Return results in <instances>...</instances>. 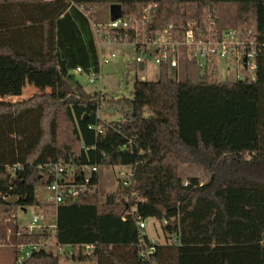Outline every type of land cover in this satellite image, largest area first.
<instances>
[{
	"label": "trees",
	"instance_id": "trees-1",
	"mask_svg": "<svg viewBox=\"0 0 264 264\" xmlns=\"http://www.w3.org/2000/svg\"><path fill=\"white\" fill-rule=\"evenodd\" d=\"M112 4L121 5L124 16L155 6L149 31L179 26L190 11L202 19L220 4L234 5V27L255 32V80H199L190 61L179 80L162 64L157 80L137 79L132 97L116 100L129 106L120 120L101 119L106 93L87 91L75 70L100 73L89 12ZM1 58L49 72L51 90L0 103V221L15 206L47 210L36 189L50 186L53 165L61 163L65 181L85 186L55 208L56 239L94 246L91 255L72 259L264 264V0H0ZM183 164L201 165L209 180H184ZM101 165L131 167L129 185L120 181L104 201L98 191ZM68 166L74 167L71 180ZM84 166L95 167L87 182ZM12 196L17 203H8ZM138 216L157 219L165 235L148 258L141 256ZM8 225L14 243L39 239L18 237V224ZM173 237L177 243L170 242ZM24 264H60V256L42 250Z\"/></svg>",
	"mask_w": 264,
	"mask_h": 264
},
{
	"label": "built area",
	"instance_id": "built-area-1",
	"mask_svg": "<svg viewBox=\"0 0 264 264\" xmlns=\"http://www.w3.org/2000/svg\"><path fill=\"white\" fill-rule=\"evenodd\" d=\"M152 6L145 7L138 16H121L116 20L108 19L106 23L92 22L96 33L97 43L100 50L103 51V45L111 43L128 42L134 45L140 55L136 61L143 64V57H149L159 66L165 64L178 72L182 70L187 61L194 62L197 69L204 73L209 80H215L218 73V62L228 60L230 57L235 59L236 77L239 79L255 80L257 64L255 49V32L252 28H221L214 11H210L204 18L199 19L193 11L188 13L186 20L179 26L168 25L161 31H149L148 24L151 19L150 9ZM114 31L123 32L119 38L113 36ZM132 36L130 37V33ZM108 58L101 55L102 63H108ZM242 70V74L239 70ZM227 72L231 67L227 66ZM81 73V67L75 70ZM90 82L94 83L99 76L95 72L86 73ZM92 126H90L91 128ZM101 132L102 128L97 127ZM66 166L61 163L53 165L55 179L50 184L52 193L46 201L49 204L47 210L38 209L28 222H16L18 224V237L23 235H39L37 241L28 242L11 241V233L2 235L0 225V247L9 241L15 251V264H24L36 253L46 250L57 254L63 253L66 257L86 256L94 252V246L90 244L63 245L56 239V222L50 223L51 216H55V208L61 204L67 197H76L85 183L82 185L69 183L64 180V171ZM95 167L92 168L94 170ZM92 172V171H91ZM131 172L120 171L118 179L124 186L130 183ZM89 178V177H88ZM86 178V182L88 181ZM188 181H184L187 185ZM26 211V210H24ZM136 208L131 209V213H136ZM139 231L142 235L141 256L148 258L155 252L157 242L149 240L145 233L146 219L138 216L136 218ZM147 236V240L145 238ZM171 243H177L176 237L171 238ZM56 247V251L52 246Z\"/></svg>",
	"mask_w": 264,
	"mask_h": 264
},
{
	"label": "rangeland",
	"instance_id": "rangeland-1",
	"mask_svg": "<svg viewBox=\"0 0 264 264\" xmlns=\"http://www.w3.org/2000/svg\"><path fill=\"white\" fill-rule=\"evenodd\" d=\"M215 14L218 18V23L221 28H236L234 27V5L220 4L215 9ZM89 16L92 22H96L109 17V9L104 6L90 10ZM97 19V20H96ZM101 55L108 58V63H102L101 71L94 83L90 82L89 76L86 73H76L77 77L83 84L84 88L89 92L100 91L106 93L104 100L99 107V116L103 120L112 121L120 120L122 117V109L129 108L124 103H118L116 100L131 98L134 88V82L137 79L154 81L160 77V66L151 58L143 57L145 68L142 69L136 61L138 51L133 44L128 42L111 43L103 45ZM227 66L231 67V71L227 72ZM236 61L232 57L228 60L218 62V73L214 79L219 81H235L236 77ZM49 72H34L26 65L16 63L12 60L0 59V103H15L24 98L30 97L36 93L48 92L51 90V77ZM242 74V70H239ZM168 75L171 78L182 80L184 79L183 70L176 72L175 69L169 67ZM199 80H206L207 77L201 71L198 72ZM91 166H84L83 171L86 178L91 175ZM99 175L98 191L100 200L104 201L108 193L117 191L120 188V180L118 173L131 172L130 166H112L101 165L97 168ZM74 167H67V179L73 178ZM180 176L186 180L190 176H197L202 182L209 180L210 174L201 165L198 164H183L179 167ZM52 193L50 187L40 186L36 189V196L42 202H46L48 196ZM38 211L30 206L26 211L20 206L12 208L10 213L0 221L1 228H5L6 233H11V228L8 225L10 221L28 222L32 215ZM55 216H51L50 223H55ZM145 233L149 240L162 243L165 241V235L161 223L155 218H147L145 222ZM6 241V244L0 247V264H15L14 248ZM52 249L56 251L53 245ZM60 256V264H95L92 260H75L66 257L63 253L57 252Z\"/></svg>",
	"mask_w": 264,
	"mask_h": 264
},
{
	"label": "water",
	"instance_id": "water-1",
	"mask_svg": "<svg viewBox=\"0 0 264 264\" xmlns=\"http://www.w3.org/2000/svg\"><path fill=\"white\" fill-rule=\"evenodd\" d=\"M155 6H152L150 9V14H153L154 10H155ZM110 18L111 20H116L117 18H120L121 16H123V10L121 5L119 4H112L110 6ZM141 68H143V64L141 65ZM82 169L81 168H77L76 169V173L81 174ZM18 202V198L16 196H12L11 198H9L8 203L9 204H14Z\"/></svg>",
	"mask_w": 264,
	"mask_h": 264
},
{
	"label": "crops",
	"instance_id": "crops-1",
	"mask_svg": "<svg viewBox=\"0 0 264 264\" xmlns=\"http://www.w3.org/2000/svg\"><path fill=\"white\" fill-rule=\"evenodd\" d=\"M110 10V9H109ZM109 18H110V11H109ZM49 75H50V77H51V74L50 73H48Z\"/></svg>",
	"mask_w": 264,
	"mask_h": 264
}]
</instances>
